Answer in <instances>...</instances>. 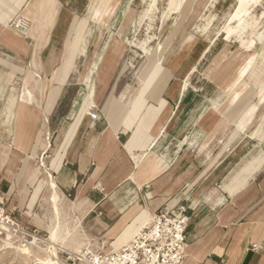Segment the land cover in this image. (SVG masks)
I'll return each instance as SVG.
<instances>
[{
  "label": "crops",
  "instance_id": "0c3cea01",
  "mask_svg": "<svg viewBox=\"0 0 264 264\" xmlns=\"http://www.w3.org/2000/svg\"><path fill=\"white\" fill-rule=\"evenodd\" d=\"M11 2L17 7L12 9ZM23 3L27 6L23 18L28 23L25 30L30 43L18 30L5 27L10 11L0 15V47L20 58L28 57L29 62L31 60L29 71L21 68V73H28L18 97L13 93L6 96L9 89L15 90L16 83L8 85L0 81V151L38 156L54 147L56 154L49 162L47 173L52 175L60 194L66 199L76 204L82 202L75 217L83 220L88 214H101L110 230L118 227L122 240L132 233L133 236L143 225H135L138 216L145 215L146 222L149 215L159 211L177 212L182 208L190 218L183 264H264V138H253L255 135L264 137V129L257 134L244 133L249 116H245L236 129L232 124L238 120L232 110L236 99L240 97L238 109L244 110L242 95H248L252 86L260 89L257 95L263 103L264 78L262 81L258 79L264 69L254 78L253 84H249L243 81L250 73L249 65L236 69L222 60L221 64L204 67L200 76L203 83L196 92L187 89L191 73L186 71L182 59L175 60L177 56L174 55V64L169 67L171 77L162 93L163 111L156 123H151L150 129L145 131L136 127L132 132L122 124L118 130H109L87 113L76 118V124H71L75 125L68 129L65 138L56 137L45 144L47 137L42 120L37 122L36 134L26 131L33 123L31 106L35 105L37 109L40 107L36 105L41 106L35 95L29 102L22 101L24 88L33 86L27 84V76H34L35 86L44 91L46 84L39 81L34 70L41 65V69L47 72L44 56L63 39L59 61L52 73V87L46 98L47 108L53 109L60 98L59 64L64 56L66 37L72 35L73 28L75 34L71 43L81 37L82 32H88L80 50L83 51L80 56L85 58L94 28L88 26L86 20L77 23L76 14L64 37L60 36L57 31L62 25L59 20L62 4L58 0H0V8L9 7L14 13ZM93 10L94 1L91 0L87 10L91 19ZM110 42L109 38L106 46ZM246 43H249L248 38ZM246 45L240 46L247 53L253 51L254 48L247 49ZM211 51L212 48L206 57ZM224 53L222 49L216 58H227L229 54ZM102 56L103 52L93 62L87 86H94L91 84L94 73L97 77L104 73ZM186 76H189L188 80H184ZM146 87L140 88L145 90ZM207 88L213 93H206ZM144 90L137 95L128 114L139 103ZM86 102H89L87 97ZM126 103L130 102L126 99ZM224 105H227L226 111L224 108L222 111ZM5 108L10 112V133L1 122L9 118L3 116ZM227 121L230 124H222ZM143 132L146 134L141 135ZM5 159V163L0 162L2 194L27 183L24 172H21L23 162L21 165L17 163L16 169L9 162L13 158ZM9 164L10 172L6 174ZM40 183L46 188V183Z\"/></svg>",
  "mask_w": 264,
  "mask_h": 264
},
{
  "label": "rangeland",
  "instance_id": "374dc122",
  "mask_svg": "<svg viewBox=\"0 0 264 264\" xmlns=\"http://www.w3.org/2000/svg\"><path fill=\"white\" fill-rule=\"evenodd\" d=\"M30 1L28 0V2ZM58 1L62 4L59 15L60 24L62 25L57 31L59 34L61 33L60 36L64 37L68 24L76 14H78L77 23L86 20L87 25L94 28V31L87 58H83L77 52L73 53L70 51L75 28L72 30V35L67 36L68 39L66 37L64 56L59 64L61 75L58 82L60 86L58 88V92H60L58 96L60 98L53 109L47 108L46 98L52 87L54 78L52 73L59 61L63 39L56 44L55 49L54 47L48 49L47 54L44 56L43 61L48 65L47 72L41 69V65L34 70L40 79L39 81H43L46 86L43 92L39 93L37 90L35 92V96L39 98L41 106L36 105L38 108L40 107L39 109L35 108V105L31 106L30 114L32 116L30 119L33 123L26 128V131L30 134H36L38 131L36 129L37 122L42 120L44 134L47 137V143L45 144H49L50 140L54 141L56 137L65 138L68 129L73 128L76 124V118L79 119L90 112V102L85 103V99L90 92V86H87L85 79L90 73L93 62L98 55L102 54L110 32H113V35L116 36L112 40L126 42V49L125 57L116 64L108 82L103 84V86L99 85L100 87L97 88L95 97L98 102L95 107L99 120L97 122H99L100 126L109 130H118L119 126L123 124L122 126L126 125L128 127V131H136V127L147 131L151 128V123L153 125L156 123L163 111L162 93L171 77L169 67L174 64L172 60L174 55L177 56L175 60L182 59L181 62L183 66H186V71H190L188 74L191 73L187 89L190 91L195 90L196 92L199 91V87L203 83L200 76L204 67L214 63L215 65L221 64L222 60H225L228 66H236V69L245 67L246 64L249 65L250 73L243 79L244 82L249 84H253L254 78L264 69V17L257 22L259 29L253 35L258 42L257 47H254L253 51H249V53L240 46L238 40L230 39L226 41L223 37H220L218 41H215L217 33L222 31L228 17L237 7L235 0H198L191 4L192 8H189L190 5H186L179 10L177 6H174L164 25L163 14L165 9L170 7L172 0H157V9L144 16L142 15L143 11L145 12L148 9L153 0H148L146 3L145 0H113L105 4L104 16L100 21L98 18L93 20L88 16L87 10L91 0ZM16 5L14 2L10 4L12 9ZM211 6L216 7L212 8ZM26 7V3H23L14 13L9 7L0 8V15L10 11V17L6 20L5 27L18 30L21 36L27 39V33L22 24L25 22L23 14ZM263 8L264 2L261 6L252 10L254 21H257V18L261 16L264 11ZM134 11L136 12L135 18L132 17ZM186 19L189 20L188 25H185ZM132 20L134 21L133 25ZM176 20H178V25L173 28L169 27ZM1 30L0 24V33ZM221 36H225V33H222ZM250 39L248 37V40ZM27 41L30 43L28 39ZM211 48L212 51L206 57ZM222 49L225 51V55L227 53L229 55L227 58L217 59L216 57ZM247 55H249L248 61ZM158 63L160 64L158 65ZM199 63L200 66L198 67ZM30 64L31 60L29 62L28 57L20 58L7 49L0 47V81H5L8 85L16 83L15 90L9 89L8 94H6L7 97H10L12 93L17 97L20 95L21 87L24 86V78L28 73L26 71L21 73L20 71L21 68L29 71ZM251 65H254L253 68ZM133 72L138 80L133 84V89L138 90L140 92L138 96H140L141 91L144 90L140 87L147 85L144 95L140 97L139 103L134 110L128 114L126 121L127 112L123 109L115 115L116 117L111 119L110 115L104 113L101 109L105 105L109 104L110 106L113 104L118 99L117 97L120 96L122 89L129 91L128 86L131 85L127 80H129ZM96 79L97 74L94 73L91 81L92 85L96 84ZM144 79L151 82L146 84ZM205 91L209 94L213 93L211 88H207ZM259 91L258 87L252 86L248 95H242V98L245 99V107L242 111L238 109L240 97L236 99V103L232 108L233 113L238 116V120L232 122L234 129L238 128L245 120V116H249L250 121L244 133L248 131L257 134L262 128L264 129V122L262 121L264 100L261 103L257 95ZM4 92L6 91L4 90ZM223 108L226 111L227 105L222 107V111ZM157 112L159 113L158 117ZM3 116H9L7 120H2L1 122L3 127L7 128L10 133V112L6 111V108ZM120 118L123 119L120 120ZM73 123L75 124L71 126ZM222 124H230V122H222ZM144 134L146 133H141V135ZM253 138L259 140L256 135ZM6 153L5 150L0 151L1 163L7 161L5 159L8 158ZM55 154L56 150L53 147V149L50 148L44 154H39L38 156L36 154H24L9 161L12 162L13 167L16 169L17 163L21 165V161L23 162L21 172H24V180H27V183L14 188L10 193L2 194L0 192V208L5 210L10 219L19 225L11 232L12 247L3 244L7 233L0 230V264H41L36 257L45 256L43 241L49 238L47 228L51 225L53 208L49 200L50 194L40 181H43L42 178L46 176L49 162ZM24 164H26L25 171ZM8 172H10V164L5 169V173L8 174ZM61 196L63 199L68 200L62 194ZM84 209L87 210V206ZM149 217H151V221L154 214L149 215ZM71 219L75 220L77 218L73 216ZM81 222L84 233L81 232L82 236L79 239L82 243L80 253H75L72 249H64L65 251L59 252L60 260L65 264H84L85 262H81L83 256L87 258L91 256L90 254H95L96 252H111L121 249L132 238L133 233L122 240L118 227L116 226L110 230L105 225L101 214H88ZM135 232L138 231L136 230ZM32 235L39 240L35 245L25 242V240L32 242ZM23 246H27L31 250V256L25 255L17 248ZM38 248H42V250Z\"/></svg>",
  "mask_w": 264,
  "mask_h": 264
},
{
  "label": "bare ground",
  "instance_id": "6f19581e",
  "mask_svg": "<svg viewBox=\"0 0 264 264\" xmlns=\"http://www.w3.org/2000/svg\"><path fill=\"white\" fill-rule=\"evenodd\" d=\"M93 1H94L93 20H96L98 18L100 21L103 19V16H104L105 4L110 3L113 0H93ZM196 1H198V0H172L170 7L166 8L165 12L163 14V25L168 20L169 14L171 13V10H172V7L177 6V9L179 10L186 5H190L189 8H192L191 4L195 3ZM211 1H213V0H211ZM235 1L237 3V7L235 8V11L233 13H231L230 16L228 17V20L226 21V25H225V27H223L222 31H219L217 33V35L215 37V41H218L220 37H223V39L226 41H228L230 39L238 40L241 46L247 44L246 45L247 49H252L254 47H257L258 42L255 40L253 35H255V32L259 29V25L257 22L264 17V11L262 12L261 16L257 18V21H254L253 20L254 16H253L252 10L261 6L263 4L264 0H235ZM146 2H148V0H145V3ZM209 3H211V2H209ZM215 7L216 6H213L212 8H215ZM156 9H157V0H153V2L149 5L148 9L145 12L143 11L142 15L143 16L147 15L149 12H152L153 10H156ZM263 10H264V8H263ZM135 16H136V12L134 11L132 14V17L135 18ZM124 20H125V18H124ZM24 21L25 22L22 24H23L24 29H26L28 27V23L26 20H24ZM133 24H134V21H133L132 25ZM188 24H189V20L186 19L185 25H188ZM177 25H178V20L173 22V24H171L169 27L173 28ZM222 33H225V36H221ZM113 34H114L113 32H110L109 38L111 39V42L107 46H105V48L103 50L104 56H102V58H101L102 70L104 71V73L102 72L98 75V77L96 79V84L94 86H90V92L87 95V99H89L91 109H92V107H96L97 103H98L95 100V97L97 95V90H98L97 88L100 86H103V84H106V83H104V80H105V82H107L109 80V78L111 77V73H112L113 69L115 68L116 64L123 57H125V49H126L125 43L117 41L115 39L112 40V38L115 36ZM79 36H81V37H79L78 39H75L74 42L71 43L70 51L73 53L77 52L80 55V54H83V51L81 52L80 50L83 49V43L85 40L84 36H88V32L87 31L82 32V34H80ZM248 37L251 39L249 40V43H246V39ZM88 52H87L85 58L88 57ZM159 64L160 63H158V65ZM148 78H149V76H148ZM263 78H264V73L259 76L258 80L262 81ZM188 79H189V76H186L184 78V80H188ZM35 80L36 79L34 78V76H30V75L27 76V79H26L27 84H33V86L31 88H28V87L24 88L23 96H22L23 102H29L30 99L35 95L36 90L39 93H41V90L35 86ZM144 80H146V84L149 82V81H147V79H144ZM85 81L87 82V78L85 79ZM127 81H129V84L131 85V86H128L129 91L127 89H125V90L122 89L120 96L117 97L118 99L115 100L113 104H111L110 106H109V104L107 106L105 105L101 109L104 113H107L108 115H110L111 119L116 117L115 115L118 112H120L121 109H123V110H125V112H127L126 113V116H127V114L130 112V109L135 104V100H136L135 98L140 93L138 90L133 89L134 88L133 84L138 81L137 76L134 72L131 74V76L129 77V80H127ZM184 88L185 87L183 85V90H184ZM143 89L144 88H142V90ZM99 93H101V92H99ZM240 95H241V93H240ZM126 99H127V101H128V99H130L128 101L130 103H126ZM123 106H125V107L123 108ZM258 138H259V140H261L264 137L259 136ZM6 156L15 159L16 157H19L20 155L18 153H16L15 151L9 150L6 153ZM42 182L46 183V189L50 194L49 200H50L52 208H53V217L51 218V225L47 228L49 238L47 240L43 241V244L45 245V249L43 250L45 252V256L44 257H36V259L41 264H65L63 261L60 260L59 252L65 251L64 249H66V250L72 249L75 253H80V247L82 246V243L79 241L80 237L82 236L81 232L84 233L83 225L81 222L82 217L81 218L75 217V218H77L75 220L71 219L73 216H75V212L78 210V208L81 207L82 202H80L79 204H76V203H73L69 200L63 199V197L61 196L60 191L58 190L57 185H56L55 181L53 180V177L51 174L47 173L46 176L43 177ZM84 215L85 214H83L82 216H84ZM145 217L146 216L143 214L138 216L135 219V225L138 223L143 224L140 228L147 225L148 222L150 221L151 217H147L146 222H145ZM16 226H19V225L15 222L11 221V220H10V228L7 225H5L4 222H2V223L0 222V230H4L7 233V236L5 237L6 239L3 241V244L5 246H11V247L13 246V243L11 240V232L15 229ZM31 239H32V242L26 241V240H25V242L30 244V245H35V244H37V242H39V240L36 236L32 235ZM20 246H21V244H20ZM17 248L27 256L32 255L31 250L29 248H27V246L17 247ZM38 249L42 250V248H38Z\"/></svg>",
  "mask_w": 264,
  "mask_h": 264
},
{
  "label": "built area",
  "instance_id": "2783aa9c",
  "mask_svg": "<svg viewBox=\"0 0 264 264\" xmlns=\"http://www.w3.org/2000/svg\"><path fill=\"white\" fill-rule=\"evenodd\" d=\"M88 116L98 120L95 107ZM0 222L10 228V216L0 208ZM12 221V220H11ZM190 218L185 209L154 214L149 224L140 228L121 249L83 256L84 264H183L187 251ZM5 232L4 230H1Z\"/></svg>",
  "mask_w": 264,
  "mask_h": 264
}]
</instances>
